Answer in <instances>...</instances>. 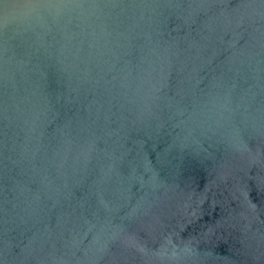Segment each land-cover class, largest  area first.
Wrapping results in <instances>:
<instances>
[{
    "label": "water",
    "instance_id": "1",
    "mask_svg": "<svg viewBox=\"0 0 264 264\" xmlns=\"http://www.w3.org/2000/svg\"><path fill=\"white\" fill-rule=\"evenodd\" d=\"M0 264H264V0H0Z\"/></svg>",
    "mask_w": 264,
    "mask_h": 264
}]
</instances>
